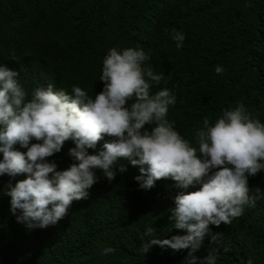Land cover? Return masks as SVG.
Segmentation results:
<instances>
[{"label": "trees", "instance_id": "16d2710c", "mask_svg": "<svg viewBox=\"0 0 264 264\" xmlns=\"http://www.w3.org/2000/svg\"><path fill=\"white\" fill-rule=\"evenodd\" d=\"M172 29L185 34L180 49ZM112 47L143 49L150 57L145 65L164 74L151 93L173 90L176 103L167 118L192 146L193 129L202 127L205 116L214 122L238 102L264 123V0H0V66L17 71L29 95L49 84L68 92L78 85L94 98L104 87L102 61ZM218 65L223 74L215 72ZM114 139L105 135L89 154ZM37 142L42 141L30 143ZM74 147L69 139L46 159L66 170L74 163ZM118 163L127 170L109 182L95 169L98 181L88 197L74 200L63 219L44 229L29 230L10 211L8 185L26 174L0 175V264H189L190 249L156 245L144 253L142 245L149 239L147 227L156 230L151 238L186 234L173 228L170 209L178 192L201 185L182 190L169 178L144 190L135 180L138 167ZM248 186L250 195L256 187L264 192V170L250 176ZM209 228L223 234L217 264H264V200L245 205L230 225ZM209 242L206 235L195 264H202ZM107 247L115 253L102 254Z\"/></svg>", "mask_w": 264, "mask_h": 264}, {"label": "clouds", "instance_id": "9594fccd", "mask_svg": "<svg viewBox=\"0 0 264 264\" xmlns=\"http://www.w3.org/2000/svg\"><path fill=\"white\" fill-rule=\"evenodd\" d=\"M171 39L180 49L185 34L172 29ZM149 59L143 49H108L99 79L104 87L94 98L78 85L68 92L49 84L29 95L18 81L19 73L0 66V175L26 174L14 186L8 185L10 211L29 230L55 225L74 200L88 197V189L98 181L95 169L103 170L111 182L117 171L127 170L118 163L123 159L138 167L135 180L141 189L149 190L158 180L169 178L182 190L201 185L197 191L178 192L170 209L173 228L186 234L151 238L156 230L147 227L149 239L142 251L156 245L190 249L186 259L195 264L194 253L207 235L210 242L202 264H217L223 234L212 233L209 225H230L243 215L245 205L255 207L264 200L259 187L250 195L248 186V178L264 170V123L238 102L223 109L214 122L205 116L202 127L193 129L196 146H192L175 130L176 122L167 118L169 107L176 103L173 90L151 93L164 74L145 65ZM215 72L223 74L224 69L218 65ZM146 124L154 126L148 130ZM105 135L115 139L89 154L88 149H96ZM33 139L42 142L30 143ZM69 139L75 143L69 150L74 163L58 171L57 164L46 158L59 153ZM17 144L27 151L16 150ZM115 251L107 247L102 254Z\"/></svg>", "mask_w": 264, "mask_h": 264}]
</instances>
